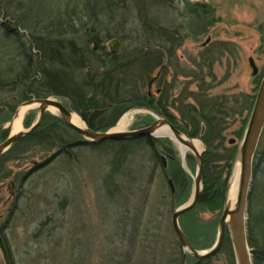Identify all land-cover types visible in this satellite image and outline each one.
<instances>
[{
    "label": "rangeland",
    "instance_id": "1",
    "mask_svg": "<svg viewBox=\"0 0 264 264\" xmlns=\"http://www.w3.org/2000/svg\"><path fill=\"white\" fill-rule=\"evenodd\" d=\"M87 1L95 0H0V24L9 25L14 35L6 37L0 28V67L11 58L16 61L22 49L32 48L35 24L44 27L67 23L62 29L67 30L66 36H76L79 45L98 35L101 40L89 44L97 52L102 48L110 51L109 43L116 39L120 52L123 47L139 43L140 35L132 29L144 19L159 26L172 42L166 39L162 44L163 66L154 70L151 78L160 69L161 75L151 88L149 79L143 91L161 99L178 126L186 129L193 128L194 93L203 91L208 98L229 100L226 106L236 112L227 119L224 145H236L239 151L264 77V0H132L131 6L115 19L100 17L102 25L81 19ZM250 58L258 67L256 74ZM51 97L71 108L67 99ZM2 99L0 127H10L0 143L12 133L9 123L24 102L12 112L20 97H8L11 107L6 109ZM138 108L121 116L131 114L124 131L146 127L159 117L149 108ZM38 115L37 108L30 109L23 118V127L28 129L25 120L33 124ZM246 115L248 120L240 136ZM153 138L160 141L156 142L160 147L152 149L142 138L127 146L114 141L83 144L72 149L74 155L61 154L49 163L55 150L25 141L3 153L0 226L11 264H184V250L172 214L194 196L198 161L191 149L183 155L171 138ZM233 138L236 142L230 144ZM192 139L199 141V152L207 151L201 136ZM216 145L211 173H221L222 178L228 175L227 196L238 154L231 165L224 167L219 160L230 153ZM170 150L188 179L187 191L175 196L171 194L175 190L174 182V190L170 184L173 179L166 176V169L170 175L176 168L167 153ZM253 171L248 237L255 243L254 247L250 245L253 258L257 256L259 264H264V130ZM224 207L212 211L197 205L180 217L182 229L199 245L198 251H206L216 243ZM186 253V264H193L196 258ZM0 264H6L1 249ZM201 264H237L231 236L216 255Z\"/></svg>",
    "mask_w": 264,
    "mask_h": 264
},
{
    "label": "trees",
    "instance_id": "2",
    "mask_svg": "<svg viewBox=\"0 0 264 264\" xmlns=\"http://www.w3.org/2000/svg\"><path fill=\"white\" fill-rule=\"evenodd\" d=\"M92 2L85 3L81 19L88 18V22L102 25L104 23L100 17L115 19L117 15L120 16L131 6L132 0H95ZM119 21L122 19L119 18ZM62 24L44 27L37 24L32 25L34 33L31 43L33 46L30 49L24 48L25 45L21 43L20 38H16L24 49L16 61L11 58L4 63L6 66L0 67V99L6 96L2 99V107L4 109L11 107V103L7 101L11 96L20 97L17 104L12 106V112L20 102L32 98L51 96L65 98L69 101L72 110L79 113L88 126L95 131H107L115 126L121 116L131 108H149L168 118L171 123L190 137L201 136L207 146V151L204 155L202 175L203 193L198 205H205L212 211L223 209L226 203V185L229 177L227 174L222 178L221 173L218 175L211 173L215 167L212 166L211 157L215 146L216 149L218 147L217 143L230 153L228 157L219 160L223 162L224 167L231 165L238 154L236 145L231 147L224 145L227 119L236 112L230 106H226L229 100L220 101L215 97L208 98L203 91L194 93L196 104L192 107V112L195 114L192 120L193 128L180 127L175 117L165 109L161 99H156L143 91L147 81L151 79V73L163 66V56L160 54L162 44L171 41L159 26L156 24L152 26L142 19L132 29L136 34L139 33L141 38L139 43L131 48L123 47V51L113 54L104 48L101 52H97L90 47L91 41L101 40L98 35L90 37L79 45L76 36L69 34L66 36L67 30L62 29L63 26H67V23ZM0 28L4 29L6 37H14L9 25L3 23L0 24ZM252 105L253 101L247 108L248 111ZM247 120L248 115L243 120L240 136L243 134ZM25 124L28 128L32 125L28 120H25ZM8 132L9 128L2 131L0 138H5ZM142 140L152 149L160 147L156 145L159 140L153 137H145ZM23 141L36 146L43 145L49 151L55 150L48 159V163L61 154L74 155L73 148L83 144H93L83 143L79 133L59 116L49 112L46 113L41 125L32 133L23 136L17 144ZM114 142L127 146L134 140L122 139ZM152 151L156 153V156L158 155L155 150ZM167 153L171 158H169L170 161L176 166L170 175L166 169V176L171 177L175 184V190H171V194L175 196L178 192L187 191L188 179L180 164L177 165L173 152L170 150ZM184 232L187 236L186 230ZM228 236H230L229 231H227L226 239ZM187 238L195 249L200 248L191 237L187 236ZM248 239L249 244L254 247L255 243L250 237ZM206 260L208 259L203 261ZM254 263L259 264L257 256H254Z\"/></svg>",
    "mask_w": 264,
    "mask_h": 264
},
{
    "label": "water",
    "instance_id": "3",
    "mask_svg": "<svg viewBox=\"0 0 264 264\" xmlns=\"http://www.w3.org/2000/svg\"><path fill=\"white\" fill-rule=\"evenodd\" d=\"M110 52L116 54L119 52V44L118 40L114 39L109 43ZM96 49V48H95ZM250 64L253 68V73L256 74L258 72V67L255 64L253 58H250ZM161 75V71H159L156 76L152 77L149 83V87L151 88L154 82ZM37 104L38 107V118L37 120L29 127L28 129H23L22 131H18L15 133H11L4 141L0 143V157L3 153L8 151L13 145H15L23 136H26L32 133L36 128H38L44 120L46 113L49 110V107H56L58 110L57 115L72 129H74L77 133H79L87 143H105L110 141L117 140H134L145 137H158L157 131L163 126H167L174 133L177 140L181 143L187 145L189 149L195 155L198 161V169L195 178V193L192 199L185 205L176 209L172 214V224L178 240L181 244L182 249L184 250V264H186V251H189L193 254V256L197 259L194 264H198L201 261L208 259L214 255H216L221 248L226 239L227 231L230 232V236L233 242L237 264H254L253 258V250L250 247L248 240V228H247V210L249 204V194L251 190V185L253 181V163L257 148L259 146V142L264 130V77L262 79L257 98L243 137L241 142L239 151H238V160L241 163V179H240V188L237 198V205L235 209H230L229 205L226 204L219 222V233L218 239L216 243L206 251H198L195 249L191 243L189 242L184 230L182 229L179 219L182 215L188 213L193 210L199 203L202 192V175L204 170V155L205 151L199 152L197 151L193 144L188 140L192 139L186 136L179 128H177L171 121L163 116L158 117V119L146 126L135 130L130 131H114L109 129L107 131H95L91 129L87 123L85 122V126H77L71 121V117L73 115V111L71 108L67 107L60 100L56 98H32L27 101H24L20 107L32 106ZM19 107V108H20ZM19 108L17 109L13 120L9 123L13 126L14 121L18 118ZM142 109V108H138ZM144 109V108H143ZM158 115V114H157ZM83 119V118H82ZM84 121V120H83ZM10 126L3 125L0 127V131ZM185 135L188 139H184L182 136ZM174 140V138H172ZM175 141V140H174ZM236 139H230V144H235ZM165 165V162H164ZM170 184L173 188V181L170 180ZM229 187V184H228ZM228 193V189H227ZM0 249L2 251L3 257L5 259L6 264H11L9 252L5 241L2 236V227L0 226Z\"/></svg>",
    "mask_w": 264,
    "mask_h": 264
},
{
    "label": "bare ground",
    "instance_id": "4",
    "mask_svg": "<svg viewBox=\"0 0 264 264\" xmlns=\"http://www.w3.org/2000/svg\"><path fill=\"white\" fill-rule=\"evenodd\" d=\"M38 105H32V106H25V107H20L19 108V115L18 118L15 119L14 124L12 126V133L22 131L24 129L23 127V118L25 114L32 108H37ZM49 112L53 114H57L58 110L56 107H49ZM131 120V114H125L117 124V126L113 129L114 131H124L127 128L128 123ZM71 121L77 125L84 127L85 122L83 121L82 117L77 113L73 112V115L71 117ZM157 135L159 136H164V137H169V138H174L175 142L178 144L179 149L181 150V153L183 155H186L187 151L189 150V147L183 143H181L179 140L176 139L174 133L170 130L169 127L163 126L157 131ZM184 139H188L185 135L182 136ZM173 140V139H172ZM194 146V148L197 151H200V143L196 139H188ZM240 179H241V163L240 160H238L236 164V168L234 170V173L231 177V180L229 182V187H228V193H227V203L229 205L230 209H235L237 205V198H238V193H239V188H240Z\"/></svg>",
    "mask_w": 264,
    "mask_h": 264
}]
</instances>
